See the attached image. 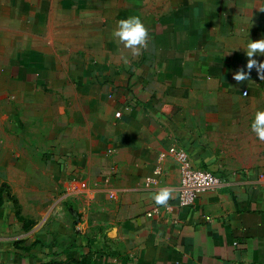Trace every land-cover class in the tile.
Wrapping results in <instances>:
<instances>
[{
	"label": "crops",
	"instance_id": "0c3cea01",
	"mask_svg": "<svg viewBox=\"0 0 264 264\" xmlns=\"http://www.w3.org/2000/svg\"><path fill=\"white\" fill-rule=\"evenodd\" d=\"M261 9L264 0H0L5 89L9 47H76L78 31H86L98 40L88 45L121 64L127 48L113 36L118 21L140 16L149 29V47L133 56L132 102L128 97L122 108L110 158L119 166L117 210L99 216L104 234L90 264H264V177L254 171L264 163L258 156L231 160L219 146L235 142L243 127L247 140L264 144L251 130L255 112L264 109V79L255 66L247 79L234 78L248 71L249 59L264 61L244 48L264 39ZM110 48H117L115 57ZM175 145L195 166L225 178L189 207L178 199ZM100 169L92 179L109 178ZM164 188L172 195L160 205L153 196Z\"/></svg>",
	"mask_w": 264,
	"mask_h": 264
},
{
	"label": "rangeland",
	"instance_id": "374dc122",
	"mask_svg": "<svg viewBox=\"0 0 264 264\" xmlns=\"http://www.w3.org/2000/svg\"><path fill=\"white\" fill-rule=\"evenodd\" d=\"M91 37L78 31L76 47H9V88H0V264H90L104 234L99 216L117 210L119 166L110 158L132 102L134 55L127 48L126 62H109ZM237 130L235 142L219 143L223 152L264 163V144ZM100 167L109 178L92 179Z\"/></svg>",
	"mask_w": 264,
	"mask_h": 264
},
{
	"label": "clouds",
	"instance_id": "9594fccd",
	"mask_svg": "<svg viewBox=\"0 0 264 264\" xmlns=\"http://www.w3.org/2000/svg\"><path fill=\"white\" fill-rule=\"evenodd\" d=\"M264 10V9H261ZM113 36L117 37L125 48H129L134 56L149 47V29L144 24L140 16H129L118 21L117 27L113 32ZM246 55L249 58L254 57L257 52L264 55V39L251 40L247 43ZM256 67L261 79H264V61L258 62L256 59L247 61L248 71L241 69L234 74V78L243 81L250 75L251 69ZM119 115V113H117ZM251 130L256 134L258 139L264 140V109H258L251 122ZM159 171V170H157ZM172 189L164 188L153 196L157 204L165 205L171 198Z\"/></svg>",
	"mask_w": 264,
	"mask_h": 264
},
{
	"label": "built area",
	"instance_id": "2783aa9c",
	"mask_svg": "<svg viewBox=\"0 0 264 264\" xmlns=\"http://www.w3.org/2000/svg\"><path fill=\"white\" fill-rule=\"evenodd\" d=\"M247 94V90L243 91L244 96ZM170 151L180 165L181 180L178 199L181 206L194 205L203 192L219 190L224 184L223 174L195 166L190 153L184 146H172ZM158 170V174L162 173L161 168Z\"/></svg>",
	"mask_w": 264,
	"mask_h": 264
}]
</instances>
